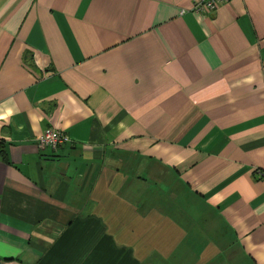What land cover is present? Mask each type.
<instances>
[{
	"label": "crops",
	"instance_id": "0c3cea01",
	"mask_svg": "<svg viewBox=\"0 0 264 264\" xmlns=\"http://www.w3.org/2000/svg\"><path fill=\"white\" fill-rule=\"evenodd\" d=\"M195 1L0 0L3 264H264V0Z\"/></svg>",
	"mask_w": 264,
	"mask_h": 264
},
{
	"label": "built area",
	"instance_id": "2783aa9c",
	"mask_svg": "<svg viewBox=\"0 0 264 264\" xmlns=\"http://www.w3.org/2000/svg\"><path fill=\"white\" fill-rule=\"evenodd\" d=\"M231 0H196L192 4L191 12L205 16L206 13L213 12L218 6L228 4ZM68 137L65 133L53 128L45 129L36 138V147L39 151L46 149L57 150L62 146ZM4 261L0 258V264Z\"/></svg>",
	"mask_w": 264,
	"mask_h": 264
},
{
	"label": "rangeland",
	"instance_id": "374dc122",
	"mask_svg": "<svg viewBox=\"0 0 264 264\" xmlns=\"http://www.w3.org/2000/svg\"><path fill=\"white\" fill-rule=\"evenodd\" d=\"M196 14V13H195ZM199 15V14H198ZM132 177H133V175H132ZM152 186L153 187H155V185L154 184H152ZM155 191V190H154ZM140 194L144 197V193L141 191L140 192ZM183 203V200L181 199L180 201H178V202H176L175 204H174V208H173V210L170 212V218H188V213H184L183 214V216L184 217H180V216H178V214H177V207H178V205L180 206V209L182 210H186V206H182L181 204ZM184 204V203H183ZM185 205V204H184Z\"/></svg>",
	"mask_w": 264,
	"mask_h": 264
}]
</instances>
